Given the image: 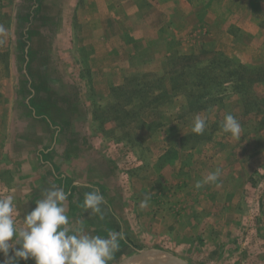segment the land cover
I'll return each mask as SVG.
<instances>
[{"label":"rangeland","instance_id":"1","mask_svg":"<svg viewBox=\"0 0 264 264\" xmlns=\"http://www.w3.org/2000/svg\"><path fill=\"white\" fill-rule=\"evenodd\" d=\"M110 1L0 0V197L14 195L16 132L51 131L56 152L37 153L104 197L103 219L82 202L69 225L123 233L109 264L139 250L264 264V0Z\"/></svg>","mask_w":264,"mask_h":264},{"label":"clouds","instance_id":"2","mask_svg":"<svg viewBox=\"0 0 264 264\" xmlns=\"http://www.w3.org/2000/svg\"><path fill=\"white\" fill-rule=\"evenodd\" d=\"M205 119L197 116L192 131L202 134ZM221 127L239 139L242 126L232 115L226 114ZM219 169L197 181L196 188L218 179ZM63 188L53 185L45 190L42 198L35 201V208L23 216L24 227L18 228L13 218L14 204L11 195L0 197V264H19L20 260H34V264H109L119 250L123 233L110 231L108 235H90L83 224L72 229L63 202L67 199ZM104 197L98 189L84 193L83 207L100 214ZM148 204L147 193L141 207Z\"/></svg>","mask_w":264,"mask_h":264},{"label":"crops","instance_id":"3","mask_svg":"<svg viewBox=\"0 0 264 264\" xmlns=\"http://www.w3.org/2000/svg\"><path fill=\"white\" fill-rule=\"evenodd\" d=\"M113 2L116 1L111 0L108 5ZM88 4L89 7H91L90 5H95L94 0H89ZM108 5L106 6V9L111 11ZM96 11L103 12L102 9H96ZM26 120L28 121H26V123H32V125H36L41 121V119H37L36 117L27 118ZM42 120L46 121L45 119ZM43 123H47V121ZM37 128L39 127L36 126L35 129ZM20 135V139L16 138L18 139V142L14 138V142L10 145V150L18 159L15 166H13V168L11 167L12 174L10 175L12 176V179L8 182V189H14L13 218L19 222V224L16 223L17 227L20 228L25 226L23 223V216L26 212L31 211L26 205H35V201L42 198L43 192L51 188L53 185L63 188L68 194L63 205L69 203L73 205L71 209H66V214L68 218L71 219L70 221L78 219L83 212V188H95L99 190V184H95L93 180L88 179V177H86L88 175H85V172L84 176L81 177L83 169L71 173H68V171L65 172L62 162L63 164L65 163V165H68V160L64 158L59 160L60 157L55 155V153L53 157L51 155L37 153L39 150H42L43 147L50 149V154L56 152L58 143L57 139H59V137L53 134V132H43L38 129L37 131H31L29 133L23 132L22 134H19L16 132L15 134V136ZM49 156L51 159H48ZM51 160H53V162ZM69 178H72V180ZM90 216H96V213H91ZM68 227L75 229L74 223L68 225ZM138 253H140V251H138ZM124 260L125 258L123 261ZM20 261H22L23 264H34V260L31 259L28 261ZM118 264H121V262Z\"/></svg>","mask_w":264,"mask_h":264},{"label":"bare ground","instance_id":"4","mask_svg":"<svg viewBox=\"0 0 264 264\" xmlns=\"http://www.w3.org/2000/svg\"><path fill=\"white\" fill-rule=\"evenodd\" d=\"M140 253L144 255H139L138 253L127 255L121 264H180L175 261L173 255H171L172 259L158 251L150 253L140 251Z\"/></svg>","mask_w":264,"mask_h":264},{"label":"water","instance_id":"5","mask_svg":"<svg viewBox=\"0 0 264 264\" xmlns=\"http://www.w3.org/2000/svg\"><path fill=\"white\" fill-rule=\"evenodd\" d=\"M142 251V250H139ZM174 259L176 260V262H181L182 264H188L187 262H185L184 260H181L180 258L174 256Z\"/></svg>","mask_w":264,"mask_h":264}]
</instances>
